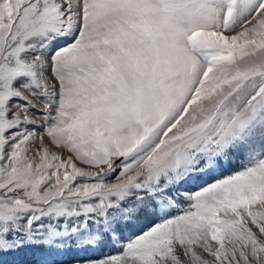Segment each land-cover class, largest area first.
Returning a JSON list of instances; mask_svg holds the SVG:
<instances>
[{
  "label": "snow or ice",
  "instance_id": "snow-or-ice-1",
  "mask_svg": "<svg viewBox=\"0 0 264 264\" xmlns=\"http://www.w3.org/2000/svg\"><path fill=\"white\" fill-rule=\"evenodd\" d=\"M0 264H264V0H0Z\"/></svg>",
  "mask_w": 264,
  "mask_h": 264
},
{
  "label": "rangeland",
  "instance_id": "rangeland-1",
  "mask_svg": "<svg viewBox=\"0 0 264 264\" xmlns=\"http://www.w3.org/2000/svg\"><path fill=\"white\" fill-rule=\"evenodd\" d=\"M235 167H238V164L231 166L228 170H226V172L224 174H227V171L234 170ZM206 179L210 181L212 179V177H207ZM202 183H203V181H193L187 186L188 190L194 191V190H196L197 187L201 186Z\"/></svg>",
  "mask_w": 264,
  "mask_h": 264
}]
</instances>
